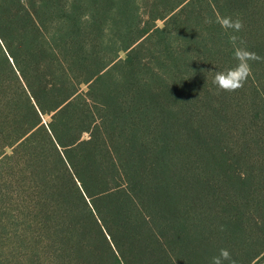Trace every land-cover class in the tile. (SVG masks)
I'll use <instances>...</instances> for the list:
<instances>
[{
	"label": "trees",
	"instance_id": "trees-1",
	"mask_svg": "<svg viewBox=\"0 0 264 264\" xmlns=\"http://www.w3.org/2000/svg\"><path fill=\"white\" fill-rule=\"evenodd\" d=\"M233 36L264 57V0H0V264H253L264 60L219 91Z\"/></svg>",
	"mask_w": 264,
	"mask_h": 264
},
{
	"label": "clouds",
	"instance_id": "clouds-1",
	"mask_svg": "<svg viewBox=\"0 0 264 264\" xmlns=\"http://www.w3.org/2000/svg\"><path fill=\"white\" fill-rule=\"evenodd\" d=\"M221 25L225 31L239 32L243 28V22L240 19L234 20L232 17L223 18ZM232 41L234 44V59L237 64L228 70L216 72L213 80L219 91L228 93L236 92L244 87L248 78L252 75L250 62L264 60V57H260L242 46V42L237 44L236 36L232 37ZM225 261H228V264H235L229 251L221 249L218 256L212 257L211 264H224Z\"/></svg>",
	"mask_w": 264,
	"mask_h": 264
},
{
	"label": "rangeland",
	"instance_id": "rangeland-1",
	"mask_svg": "<svg viewBox=\"0 0 264 264\" xmlns=\"http://www.w3.org/2000/svg\"><path fill=\"white\" fill-rule=\"evenodd\" d=\"M159 24H161V22H159ZM253 264H264V253L261 254V256L255 262H253Z\"/></svg>",
	"mask_w": 264,
	"mask_h": 264
}]
</instances>
